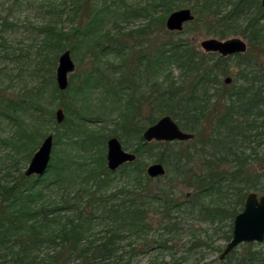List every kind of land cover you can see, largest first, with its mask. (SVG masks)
<instances>
[{
	"label": "trees",
	"instance_id": "trees-1",
	"mask_svg": "<svg viewBox=\"0 0 264 264\" xmlns=\"http://www.w3.org/2000/svg\"><path fill=\"white\" fill-rule=\"evenodd\" d=\"M50 1L68 16L71 29L62 17L44 23V44L57 54L70 49L76 60L78 47L88 45L83 56L90 71L75 84L72 73L66 92L48 68L17 96L0 93V118L15 126L25 161L50 125L56 131L43 175L20 170L0 177V264H132L140 254L150 264H186L208 244L205 225L230 241L249 192L264 194V67L252 51L264 47L261 0H196L195 22L209 15V35L248 40L247 53L227 57L197 51L181 36L186 26L165 30L166 15L185 0ZM137 17L146 23L133 30ZM156 21L168 37L153 44L148 37ZM232 73L226 84L222 76ZM93 90H100L102 109L77 107L78 96ZM63 93L71 98L57 103L67 112L60 126L53 103ZM164 115L194 138L157 142L173 148L151 153L156 142L145 141L143 132ZM207 120L212 123L205 128ZM111 136L132 144L137 154L117 171L106 165ZM184 143L185 149L176 148ZM143 155L167 166L166 175L150 178ZM179 183L192 191L182 194ZM254 244H241L249 253L237 264H264V252Z\"/></svg>",
	"mask_w": 264,
	"mask_h": 264
},
{
	"label": "rangeland",
	"instance_id": "rangeland-1",
	"mask_svg": "<svg viewBox=\"0 0 264 264\" xmlns=\"http://www.w3.org/2000/svg\"><path fill=\"white\" fill-rule=\"evenodd\" d=\"M92 1L95 2L96 0ZM50 2V0H0V42L3 43L4 41V48H1L0 52V93H2L8 98H13L17 96L18 90L20 88H25V85L30 86L34 83L35 80L41 79V77L44 73H46V70L48 68L52 69L56 77L58 58L63 50L57 54V50L46 46L44 44V36L42 31L40 30V27L44 23L53 21V19L57 17H62V21L67 30L71 29V23L68 21V16L65 15V13H62L59 7L56 8L55 6L49 5ZM87 6L88 5L84 7V10L85 8H87ZM197 6L198 4L196 0H185L174 10L181 8L192 9L193 13L195 14V19L185 24L187 29L186 32L183 33L181 36L184 39H187L190 43H192L193 46L196 47L197 51L207 53L202 49L201 41L215 36L209 35L207 32L209 30L208 24H210V21H207L208 18L206 17L209 15L201 14L205 17L202 18L201 21L197 20V22H195L196 18L198 17V13L195 11ZM169 14L166 15L164 20L165 30L167 29L165 25L166 19ZM145 23V18L137 17L133 19L129 27L134 28L133 30H136L137 27L143 26ZM160 25V21L154 22L153 36L148 37L147 35H144L143 38L145 36L149 39L151 38L150 41H152L153 44H156L159 41L164 40V38L168 37V35H166V33H164V31L161 29ZM107 26L109 28L111 26L113 27L112 20H110L109 16L107 20ZM231 37H240L248 42V40L242 35H233ZM87 46L88 45L86 44H82L80 47H78L76 52L79 56V60H76V58H74L72 55L77 65V68L75 70V73L77 75L75 76L74 84L78 83L79 79L83 78L86 72L90 71V68H88L90 62L86 56H83L85 48ZM248 46H250L249 43ZM252 51L254 52V54L257 55L256 59L258 64L264 67V47L262 49L254 48L252 49ZM233 70H235V68H233ZM172 76L174 78H178L180 76V70L174 69ZM228 76H231L233 78V73L222 76L224 82L226 77ZM70 98L71 93H63L60 94L57 98H55L53 103L55 107V124H57L55 119V111L59 107L57 103L62 99ZM75 101L77 107H81L83 111H99L102 109L100 106L104 105L103 101L101 100L100 90H93L92 92H90V94L87 92L85 97L78 96ZM217 108L218 104H216V108L214 110H216ZM65 113L67 114L66 111ZM209 123H212V121L207 120L205 122V128L209 125ZM62 124H60V126ZM52 125L54 126V124ZM52 125L47 128L46 135L51 133L56 134V131ZM112 126V123H108V127ZM15 137L16 131L15 126L12 124V122L8 118H0V177H3L8 174L16 176L20 170L24 172L29 165L30 159L25 161L24 150L21 147L17 146ZM55 139L56 136L54 138V149ZM42 140L43 138L39 140L36 150L38 149ZM157 142L162 141H151V143H154L150 151L151 153H158L161 151L169 152V150L173 148L170 147V145ZM123 146L129 151H131L132 149V144H128V146H125L123 144ZM186 146H188V143L179 145L176 148L185 149ZM61 147V145L57 147V155L60 156L62 155ZM260 154L261 156L264 155V146H262ZM141 160L143 161L142 163L146 166V168L149 164L156 162L155 157L148 158L147 155H143V157H141ZM257 166L258 164L254 163V167ZM171 176L174 177L172 173ZM165 181L167 182L168 179H163L162 182ZM178 189L179 191H181L182 194H186L192 191L191 188L180 183ZM204 228L209 231L207 241L208 244L206 246L204 245L200 249V254H196V256L193 257V259L186 264H237L241 254L248 255L249 249L240 245L224 260H220L221 251H218L216 247L221 246L223 250L227 242L222 238V233H213L212 230H210L211 227L209 225H205ZM251 248H253V250H260L264 252V241L255 242V244ZM196 258L199 260L195 261ZM149 261L150 260L148 255L140 254L139 256L134 258L132 264H150Z\"/></svg>",
	"mask_w": 264,
	"mask_h": 264
},
{
	"label": "water",
	"instance_id": "water-1",
	"mask_svg": "<svg viewBox=\"0 0 264 264\" xmlns=\"http://www.w3.org/2000/svg\"><path fill=\"white\" fill-rule=\"evenodd\" d=\"M264 6V0H261ZM195 14L191 8H181L174 10L166 19V28L169 31H182L185 24L193 21ZM202 49L209 52H218L222 56H229L248 51L247 42L240 37L219 39L216 37L207 38L201 41ZM76 62L72 57L70 49L62 51L58 58L56 68V82L61 91L68 89L70 84V74L76 70ZM226 83L232 82V77L225 79ZM55 119L58 125L66 119L63 107H58L55 111ZM55 134L46 135L38 149L32 155L27 169L26 176L43 175L52 159ZM143 138L147 142L151 141H188L194 138V134L183 130L171 115H164L155 124L150 125L143 132ZM107 167L111 171H116L123 164L136 160V153L126 150L121 140L117 136L107 139ZM150 178H158L166 175V166L162 162H153L146 168ZM264 241V194L259 195L256 191H251L245 200L243 210L234 219L233 236L227 243L220 259H224L236 247L242 243L263 242Z\"/></svg>",
	"mask_w": 264,
	"mask_h": 264
},
{
	"label": "flooded vegetation",
	"instance_id": "flooded-vegetation-1",
	"mask_svg": "<svg viewBox=\"0 0 264 264\" xmlns=\"http://www.w3.org/2000/svg\"><path fill=\"white\" fill-rule=\"evenodd\" d=\"M261 3H262V2H261ZM245 41H246V40H245ZM246 42H247V41H246ZM247 44H248V42H247ZM248 49H249V46H248ZM247 52H248V51H247ZM247 52H246V53H247ZM209 53H218V52H209ZM218 54H219V53H218ZM237 54H244V53H237ZM220 55H221V54H220ZM233 55H235V54H233ZM224 57H225V56H224ZM226 57H227V56H226ZM232 81H233V78H232ZM225 83H226V81H225ZM231 83H232V82H231ZM231 83H227V84H231ZM233 225H234V222H233ZM231 239H232V238H231ZM228 242H229V241H228ZM228 242H227V243H228ZM242 244H243V243H242ZM226 245H227V244H226ZM240 245H241V244H240ZM240 245H239V246H240ZM225 247H226V246H225ZM236 248H237V247H236ZM236 248H235V249H236ZM224 249H225V248H224ZM224 249L221 251V253L224 251ZM235 249H234V250H235ZM234 250H233V251H234ZM233 251H232V252H233ZM232 252H231V253H232ZM231 253H230V254H231ZM220 255H221V254H220ZM228 255H229V254H228ZM228 255H227V256H228ZM227 256H226V257H227ZM226 257H225V258H226ZM225 258H224V259H225ZM224 259H220V260H224Z\"/></svg>",
	"mask_w": 264,
	"mask_h": 264
}]
</instances>
